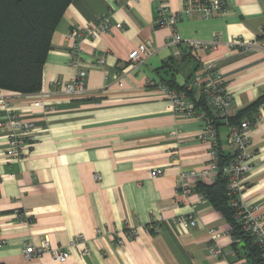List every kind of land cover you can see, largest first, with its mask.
<instances>
[{"label": "crops", "instance_id": "1", "mask_svg": "<svg viewBox=\"0 0 264 264\" xmlns=\"http://www.w3.org/2000/svg\"><path fill=\"white\" fill-rule=\"evenodd\" d=\"M188 1L72 0L51 36L40 90H0V122L12 114L32 125L17 159L6 153L11 129H0V264H253L241 253L242 243L223 214L200 199L195 178L186 180L189 195L177 192L182 172L207 167L209 145L196 139L201 119L171 110L158 85L183 88L201 63L212 62L231 96L229 118L264 97V0H221L226 5L222 15H193L172 27L159 25V7L168 18ZM100 18L109 20L111 30L80 42L86 93L66 96L52 84L75 76L68 33L94 28ZM172 31L182 41L179 55L166 46ZM215 37V51L184 45ZM233 39L243 45H230ZM145 43L154 54L138 69L129 68L128 54ZM188 99L196 107L202 100L199 89L190 91ZM263 104L264 99L240 120L255 117ZM217 131L225 155L226 125L219 123ZM250 136L254 157L240 198L256 207L253 215L264 227V121ZM156 169L163 174L151 178ZM190 214L193 227L171 222ZM152 223L159 232L146 234L143 228ZM132 230L138 237L128 239ZM77 235L86 241L87 254L81 244L63 263L48 253L23 256L27 244L37 246L47 239L52 248L65 249ZM113 238L122 239L123 246L114 245ZM210 245L225 255L209 256Z\"/></svg>", "mask_w": 264, "mask_h": 264}, {"label": "built area", "instance_id": "2", "mask_svg": "<svg viewBox=\"0 0 264 264\" xmlns=\"http://www.w3.org/2000/svg\"><path fill=\"white\" fill-rule=\"evenodd\" d=\"M225 11L226 5L221 0H189L181 12L171 14L168 18L164 16L165 9L163 6L159 7L158 23L160 26L167 25L172 27L182 17L196 15L207 19L222 15ZM114 27L120 28V25L117 24ZM111 28L112 26L108 19L100 18L94 28L72 29L68 33V39L72 41L69 51V65L76 70L75 76L68 82H54L52 84L53 88L61 87L62 93L69 97H79L86 93L85 78L87 72L80 62V42L88 38L95 39L101 34L109 32ZM262 36L264 38V29L262 30ZM181 44L182 41L178 35L172 31L166 39V46L173 48L175 54L179 55L178 47ZM218 44L219 40L217 37L210 42L188 41L184 43L187 48L193 51H215ZM230 45L242 46L243 43L238 39H233ZM154 52V48L149 43L140 44L128 54L127 61L129 68L138 69ZM100 63L103 64V59L100 60ZM158 88L167 96L171 110L181 113L185 118L197 117L201 119L202 128L196 136V139L209 145V162L207 167L198 172L193 170L182 172L177 180V192L182 195L190 194L191 188L186 182L188 177H193L198 182H213L221 173L226 179V197L229 207L234 211V219L239 223L241 229L252 238L254 244L260 250L262 256H264V227L259 218L253 215L256 207L246 206L240 198V193L245 187L246 176L251 170L252 159L254 157V152L251 149L250 132L258 123L264 121V104L262 105L261 111L255 117L241 120L237 124H228L231 96L227 91L222 73L215 68L212 62L201 63L184 90L173 89L164 84H159ZM195 88L199 89L201 99L205 108L208 109L209 114H206L200 108L194 107L188 99V93ZM1 105L6 106V104ZM34 105L37 106L39 103L36 102ZM219 123H223L227 128L226 141L228 150L226 154L227 159L223 164H220L218 157L219 140L217 125ZM3 127H9L12 131L7 143V155L10 158H20L27 147L29 133L32 128L31 123L24 122L18 117L9 114L6 121L0 122V129ZM162 174L161 169H156L150 173V177L156 178ZM94 179L99 180L100 177L94 175ZM204 198L200 194V199L203 200ZM171 222L173 225L189 228L195 226V217L192 214L179 216ZM143 231L146 234H156L159 232V226L157 223H152L145 226ZM137 237L138 233L136 230L128 233V239ZM85 242L82 235H77L70 242L69 246L64 249L52 248L48 240L43 239L37 246L27 244L23 248L22 253L25 259L48 253L53 260L63 263L69 257L70 250L78 245L85 244L83 253L87 254L88 248ZM113 244L117 247H122L124 242L122 239L113 238ZM207 252L209 256L215 259H220L225 255L216 245H210Z\"/></svg>", "mask_w": 264, "mask_h": 264}, {"label": "trees", "instance_id": "3", "mask_svg": "<svg viewBox=\"0 0 264 264\" xmlns=\"http://www.w3.org/2000/svg\"><path fill=\"white\" fill-rule=\"evenodd\" d=\"M71 1L0 0V90L20 94H32L40 90L43 64L51 49V36ZM263 99L259 98L235 117L228 118V124L239 123L243 113L260 105ZM196 108L209 114L202 100ZM226 154L218 146L220 164L226 161ZM225 188L226 179L221 173L209 185L203 182L196 185L197 191L230 223L234 236L243 245L239 249L245 250L244 256L250 258L253 264H264V256L234 219Z\"/></svg>", "mask_w": 264, "mask_h": 264}, {"label": "water", "instance_id": "4", "mask_svg": "<svg viewBox=\"0 0 264 264\" xmlns=\"http://www.w3.org/2000/svg\"><path fill=\"white\" fill-rule=\"evenodd\" d=\"M242 247H243V245L240 244V245H239V248H242ZM241 253L244 255V254H245V250L242 249Z\"/></svg>", "mask_w": 264, "mask_h": 264}]
</instances>
